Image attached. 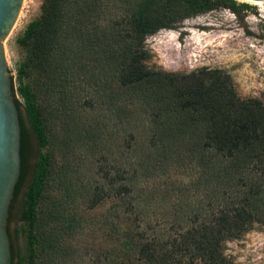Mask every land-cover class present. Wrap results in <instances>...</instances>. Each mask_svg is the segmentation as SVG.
<instances>
[{"label":"trees","instance_id":"trees-1","mask_svg":"<svg viewBox=\"0 0 264 264\" xmlns=\"http://www.w3.org/2000/svg\"><path fill=\"white\" fill-rule=\"evenodd\" d=\"M245 7L234 0H43L17 39L25 51L20 78L27 70L38 77L33 88H19L39 148L21 220L38 222L50 169L40 152L48 143L41 89L66 114H106L82 124L85 141L92 156L99 138L117 154L88 197L90 209L105 207L104 241L97 262L87 264H227L224 242L264 227V101L240 98L223 69L149 68L145 40L189 18ZM112 152L99 150L105 161ZM21 156L23 174V138ZM37 242L33 233V262L47 250L53 257L54 245L40 242V252Z\"/></svg>","mask_w":264,"mask_h":264},{"label":"rangeland","instance_id":"rangeland-1","mask_svg":"<svg viewBox=\"0 0 264 264\" xmlns=\"http://www.w3.org/2000/svg\"><path fill=\"white\" fill-rule=\"evenodd\" d=\"M234 1L246 5L239 14L222 8L189 18L176 30H161L148 36L145 46L151 59L147 66L167 73L223 69L231 76L240 98L264 101V0L258 2L260 4ZM42 2L23 0L18 17L3 41L12 93L19 103L24 144V170L9 208L7 225L11 264H87L97 262L104 241L99 220L105 207L100 205L90 209L88 197L95 187L104 184L101 168H110L117 154L112 144L103 143L99 138L92 156L82 124L100 120L106 114H86L83 110L66 114L56 98H49L40 89L37 102L45 109L41 117L48 135L47 146L40 152L49 158L50 169L38 206V222L33 228V220L30 223L21 220L23 196L36 172L39 148L19 88L26 84L33 88L38 77L33 70H27V75L20 78L19 67L25 60V51L17 39L26 26L39 17ZM101 147L113 151L107 155L106 161L99 153ZM178 177L183 176L178 174ZM106 207H110V201ZM33 233L38 237L40 252V242L42 249L46 248V243L55 246L51 248L53 257L49 258L51 250H47V256L40 253L36 263L33 262ZM222 253L227 264H264V227L258 226L240 239L224 242Z\"/></svg>","mask_w":264,"mask_h":264},{"label":"water","instance_id":"water-1","mask_svg":"<svg viewBox=\"0 0 264 264\" xmlns=\"http://www.w3.org/2000/svg\"><path fill=\"white\" fill-rule=\"evenodd\" d=\"M22 2L23 0H0V264L12 263L7 225L9 208L22 173L21 123L12 93V79L3 41L18 17Z\"/></svg>","mask_w":264,"mask_h":264},{"label":"bare ground","instance_id":"bare-ground-1","mask_svg":"<svg viewBox=\"0 0 264 264\" xmlns=\"http://www.w3.org/2000/svg\"><path fill=\"white\" fill-rule=\"evenodd\" d=\"M246 1H250V0H246ZM250 2H253V1H250ZM253 3H257V4H260V3H258V2H253Z\"/></svg>","mask_w":264,"mask_h":264},{"label":"flooded vegetation","instance_id":"flooded-vegetation-1","mask_svg":"<svg viewBox=\"0 0 264 264\" xmlns=\"http://www.w3.org/2000/svg\"><path fill=\"white\" fill-rule=\"evenodd\" d=\"M23 147H24V144H23Z\"/></svg>","mask_w":264,"mask_h":264}]
</instances>
